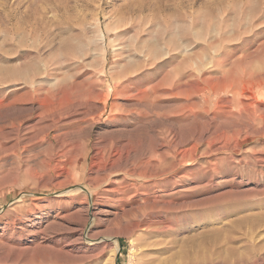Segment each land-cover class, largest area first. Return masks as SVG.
<instances>
[{
  "label": "rangeland",
  "instance_id": "1",
  "mask_svg": "<svg viewBox=\"0 0 264 264\" xmlns=\"http://www.w3.org/2000/svg\"><path fill=\"white\" fill-rule=\"evenodd\" d=\"M0 264H264V0H0Z\"/></svg>",
  "mask_w": 264,
  "mask_h": 264
},
{
  "label": "bare ground",
  "instance_id": "2",
  "mask_svg": "<svg viewBox=\"0 0 264 264\" xmlns=\"http://www.w3.org/2000/svg\"><path fill=\"white\" fill-rule=\"evenodd\" d=\"M84 114H85V112H84ZM93 157H95V156H93ZM87 165V164H86ZM101 179V178H100ZM79 189H81V188H78V189H76V190H79ZM85 189V188H84ZM86 190V189H85ZM87 192L90 194V192L87 190ZM91 197V196H90ZM89 197V198H90ZM91 203V202H90ZM92 204V203H91ZM91 213V212H90ZM92 215V214H91ZM86 239H87V241L88 242H91V243H93V242H98V240L99 239H96V238H88V236L86 235ZM104 239V238H103ZM101 241V240H100Z\"/></svg>",
  "mask_w": 264,
  "mask_h": 264
}]
</instances>
